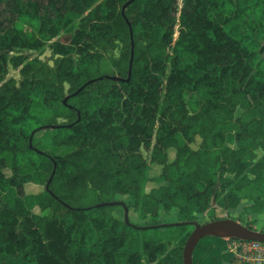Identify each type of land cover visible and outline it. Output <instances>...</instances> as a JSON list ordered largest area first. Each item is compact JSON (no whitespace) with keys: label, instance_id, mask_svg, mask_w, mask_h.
I'll list each match as a JSON object with an SVG mask.
<instances>
[{"label":"trees","instance_id":"16d2710c","mask_svg":"<svg viewBox=\"0 0 264 264\" xmlns=\"http://www.w3.org/2000/svg\"><path fill=\"white\" fill-rule=\"evenodd\" d=\"M127 1L0 0V264H182L193 226L158 225L264 213V0Z\"/></svg>","mask_w":264,"mask_h":264},{"label":"rangeland","instance_id":"374dc122","mask_svg":"<svg viewBox=\"0 0 264 264\" xmlns=\"http://www.w3.org/2000/svg\"><path fill=\"white\" fill-rule=\"evenodd\" d=\"M3 13L4 12L0 8V18H2ZM177 35H178L177 31H175V33L173 35V41H175L177 39ZM55 39H57V38H55ZM49 44H50V42H48L41 50L36 51V52H21V51H16L15 50L14 53H15V55H19L21 53L27 54L30 58L36 57V58H39V59H41L43 61L48 62V64L51 65L52 64L53 55L51 54V50L49 48ZM121 51H122L121 45H119V47L117 49H115L114 51H112L111 53H109V55H111L114 58H118ZM18 70L19 69L16 70V69H13V68H11L9 66L6 78H14L16 81H18L19 78H20ZM188 99H189V95H185V97H184L185 102H187ZM43 134L49 135V134H52V131L51 130H47V131H44ZM198 143H199V139L197 138L195 140V142L191 145V147L194 148V149L197 148ZM69 151H70V149L62 148L59 151V154L62 155V154H65V153H67ZM260 153L261 152L258 151V154H260ZM141 154L143 156V159L147 163H149L150 152H145L144 150H141ZM167 157H168L169 161H171L174 158V150L173 149H169L167 151ZM160 170H161V166H158L156 164H150V171H149L150 178H153V177L157 176L160 173ZM5 174L7 176H10V172L8 170H5ZM158 185L159 184H156L153 181H149L147 183V185H146V190H149L150 188L156 187ZM25 188H26L25 189V193H27V194L39 192V191H41L43 189L42 186L35 187V186H32V185H28ZM115 199L118 200V201L124 202L126 205H131L132 204V200L129 197H126V196L118 195V196L115 197ZM211 205H212V208H213L212 212L209 213L211 218H217V219L229 218L230 219V217H231V219H239L242 222H248L254 228H256L257 230H264V213H262V214H254V213L250 212L249 210H248L247 213L244 212V209L246 208V206L249 205V203H246V202L242 203V205H240L237 209H235L231 213H227L226 211L221 210L218 207H215V204H214L213 201H211ZM34 212L37 213V214H41L42 213L37 208L34 209ZM43 214L49 216L50 215V211L47 210ZM114 215L118 219H123V216H124L123 209L121 207H117L114 210ZM160 216H161V218L159 220L160 222L162 221L164 223H167V222H173L175 220V215L174 214H169V213H164V212L162 213L161 212ZM128 218L134 224H139V225L148 224V223L153 222L151 219L141 220L138 217V214L133 212V210H131L130 208H128ZM207 220L209 221V219L206 216H203L200 219L201 222H204V221H207ZM200 224H204V223H200Z\"/></svg>","mask_w":264,"mask_h":264},{"label":"water","instance_id":"95a60500","mask_svg":"<svg viewBox=\"0 0 264 264\" xmlns=\"http://www.w3.org/2000/svg\"><path fill=\"white\" fill-rule=\"evenodd\" d=\"M134 0H128L126 4L123 6V10L126 8L127 5L131 4ZM128 24V22H127ZM129 26V24H128ZM131 34V31H130ZM131 63H132V51H131V56L129 59V65H128V77L125 79V81H128L131 73ZM112 80H122L117 77H109ZM102 78H96L89 80L86 84L81 86L75 93L77 94L79 91H81L86 85H89L97 80H101ZM66 98L63 100V103H65ZM59 126H52L51 129L57 128ZM68 127V126H67ZM33 135V133H32ZM32 135L29 139V147L32 148L31 145V139ZM37 153H42L40 151H37ZM56 165L53 164V170L51 172V175L46 182L45 185V190H48L49 183L54 175V170H55ZM121 206L123 211H124V216L123 220L126 224L131 225L132 227H135L137 229H144V228H154L155 226H147V227H142V226H136L135 224H132L129 222L128 218V208L126 207L125 204L119 202V201H113V202H100L94 205V207H106V206ZM67 206V205H66ZM184 224H191L193 226V230L188 236L182 250V264H192L191 262V255L193 252V249L197 242L203 238L206 235L213 234V230L218 229V228H225L228 229L232 232L231 236H227L229 238H234V239H240V240H253V241H259L264 243V232H261L259 230H253L249 229L243 224L237 222L235 219H229V218H223V219H217L213 220L204 224H198L197 222H192V223H168V224H160L157 227L160 228H166V227H172L176 225H184Z\"/></svg>","mask_w":264,"mask_h":264},{"label":"crops","instance_id":"0c3cea01","mask_svg":"<svg viewBox=\"0 0 264 264\" xmlns=\"http://www.w3.org/2000/svg\"><path fill=\"white\" fill-rule=\"evenodd\" d=\"M192 264H245L237 260L229 248V237L220 234H209L195 245Z\"/></svg>","mask_w":264,"mask_h":264},{"label":"built area","instance_id":"2783aa9c","mask_svg":"<svg viewBox=\"0 0 264 264\" xmlns=\"http://www.w3.org/2000/svg\"><path fill=\"white\" fill-rule=\"evenodd\" d=\"M229 248L245 264H264L263 242L229 238Z\"/></svg>","mask_w":264,"mask_h":264},{"label":"bare ground","instance_id":"6f19581e","mask_svg":"<svg viewBox=\"0 0 264 264\" xmlns=\"http://www.w3.org/2000/svg\"><path fill=\"white\" fill-rule=\"evenodd\" d=\"M213 234H220V235H225V236H231L232 232L228 229L225 228H218L212 231Z\"/></svg>","mask_w":264,"mask_h":264}]
</instances>
